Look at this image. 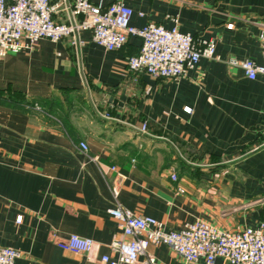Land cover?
Wrapping results in <instances>:
<instances>
[{"label":"crops","instance_id":"1","mask_svg":"<svg viewBox=\"0 0 264 264\" xmlns=\"http://www.w3.org/2000/svg\"><path fill=\"white\" fill-rule=\"evenodd\" d=\"M125 3L132 25H177L213 38L219 59L202 57L177 78L153 77L128 70L139 37L108 50L90 31L77 48L44 38L0 55V92L31 103L0 100V245L21 251L15 264H95L116 255L111 244L124 234L108 209L118 204L167 229L205 220L238 231L264 222V75L251 79L229 62H263L264 0ZM71 234L92 238L90 252L63 249ZM147 252L159 264H206L165 244Z\"/></svg>","mask_w":264,"mask_h":264},{"label":"built area","instance_id":"2","mask_svg":"<svg viewBox=\"0 0 264 264\" xmlns=\"http://www.w3.org/2000/svg\"><path fill=\"white\" fill-rule=\"evenodd\" d=\"M64 12L65 19L56 16ZM133 10L125 0H114L107 7L90 0H0V55L19 53L33 49L41 39L59 41L68 38L76 48L80 46L81 32L90 31L92 39L108 50H120L131 36L141 39L137 54L128 57V70L145 72L153 77L177 78L186 75L202 57L218 58L213 38L196 39L184 33L178 26L166 29L149 22L142 27L132 25ZM263 62L252 59H231L246 75L255 79L264 75V30L260 34ZM36 108L40 109L38 105ZM191 112V107L185 108ZM111 118L109 112L103 114ZM148 124L140 127L147 132ZM80 147L88 150L86 142ZM177 179V174H172ZM179 191L184 192L183 188ZM115 195L118 191L114 190ZM108 212L119 221L123 237H116L112 251L116 255L103 254L95 264H159L147 252L151 244H165L186 262L204 260L213 264L221 257L230 264H264V222L238 231L221 229L205 220L188 222L175 229H167L164 222L154 216L136 214L118 204ZM21 220V216L18 218ZM59 245L77 254H87L93 247V239L71 234ZM21 251L0 245V264H15Z\"/></svg>","mask_w":264,"mask_h":264},{"label":"trees","instance_id":"3","mask_svg":"<svg viewBox=\"0 0 264 264\" xmlns=\"http://www.w3.org/2000/svg\"><path fill=\"white\" fill-rule=\"evenodd\" d=\"M22 95L20 93H12V94H6V93H3V92H0V100L4 103H9V101H11L12 104H15V105H20V104H23L26 103V105L28 104H31L29 103L28 101H25L26 99H23V97H21ZM35 104V103H34ZM32 103V105H34Z\"/></svg>","mask_w":264,"mask_h":264}]
</instances>
